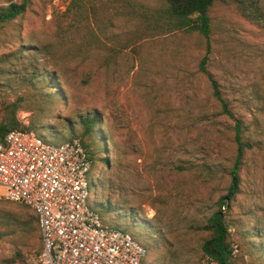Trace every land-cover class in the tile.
I'll return each mask as SVG.
<instances>
[{
    "label": "rangeland",
    "instance_id": "374dc122",
    "mask_svg": "<svg viewBox=\"0 0 264 264\" xmlns=\"http://www.w3.org/2000/svg\"><path fill=\"white\" fill-rule=\"evenodd\" d=\"M85 1L88 6L93 5L95 30L118 66L100 70L103 55L99 51L89 63L81 64L63 55L72 43H61L60 47L55 44L58 16L70 11L65 21H72V0H30L24 14L0 32V82L16 87L17 73L36 61L48 73L55 71L61 80L66 96V104L60 106L61 117L76 122L79 114L92 110L100 113L101 129L113 136L116 149L112 145L109 152L111 167L102 162L94 170L97 201L88 198V206L99 214L105 226L134 234L141 242L146 241L150 227L131 223V210L135 215L138 209L141 211L144 216L139 219L146 217L157 224L170 222L171 233L164 234V239L171 242L170 249L178 253L179 262L185 257L193 261L200 257L204 233L188 228L189 217L196 215L200 218L197 222L203 221V214L211 211L212 203L226 193L228 185V179L222 178L220 172L209 175L202 165H212L214 169L220 164L229 167L235 151L233 121L214 113L219 112V106L211 98L206 74L198 67L205 57V68L218 81L231 111L251 125L253 139L261 141L259 147L245 155L240 193L228 213L264 250V29L216 3L210 13L208 39L197 32L158 34L133 49L117 53L112 49H122L131 26L122 16L113 20L112 27L107 26V21L121 10L122 3ZM131 1L152 8L160 5L159 0ZM81 34L82 30L71 38L81 40ZM8 38V42L2 40ZM20 45L30 49L48 45L50 52L17 60L13 54ZM6 58L8 62L2 63ZM97 67L99 73L84 84L85 70L96 71ZM14 98L8 92V99ZM111 102L122 108L128 126L111 114ZM29 115L23 108L17 112L25 124ZM255 118L259 128L253 131L251 122ZM65 131L71 134L68 127ZM45 135L50 139L47 142L58 144L57 137L48 132ZM178 163L190 168L179 171L175 168ZM20 204L0 198V216L36 215ZM109 204L113 210L108 209ZM182 217L186 219L179 223ZM37 232L38 239H32L29 245L14 243L21 240L20 234L0 239V264L9 260L12 262L8 264H29L40 244Z\"/></svg>",
    "mask_w": 264,
    "mask_h": 264
},
{
    "label": "trees",
    "instance_id": "16d2710c",
    "mask_svg": "<svg viewBox=\"0 0 264 264\" xmlns=\"http://www.w3.org/2000/svg\"><path fill=\"white\" fill-rule=\"evenodd\" d=\"M159 1L160 5L152 8L141 3L134 4L131 0H120V3H122L121 10L115 12L113 17L108 19L107 26L112 27L113 20L122 16L125 23L131 26L130 33L127 32L130 36L121 45L122 49H112V51L119 53L128 48L133 49L146 39L158 34L169 35L182 31L197 32L208 39L210 35V13L216 3H221L234 13L264 29V0ZM29 3L30 0H20L19 2L13 0L0 1V32L20 18ZM72 3L74 4L71 13L72 21H65V15L70 11L60 14L58 16L60 19L56 22V30L54 32L55 44L59 45L58 47L64 42L73 44L71 49L63 51V55L79 60L81 64H87L89 59L99 51L100 55H103V61L99 66L100 70H107L111 65L113 67L118 66L117 61L112 60L115 56L110 57L109 55L108 51L110 48L102 46V40L95 30L94 18L92 17L94 15L93 5L90 4L88 6L85 0H72ZM80 30H82L81 40L80 38L77 40L71 38L72 35L78 34ZM103 35H106V33H103ZM2 40L8 42L11 39ZM24 47L25 45H20L13 54V58L17 60L36 58L35 56L40 53L46 54L50 52L48 45L31 49ZM5 62H8L7 58L2 61V63ZM205 64L206 58L203 57L200 59L198 67L201 72L206 74L210 85L211 98L219 106V112L214 113L225 115L233 121L232 141L235 144V151L229 167L220 164L218 170L214 169V166L205 163L202 167L209 175H216L220 172L222 178L228 179L226 193L220 195L212 203L211 211L203 214L202 218L205 217L203 221L197 222L200 218L196 215L189 217L188 228L204 233L200 243L201 254L196 261H193L194 259L190 257H185L180 263L178 253L171 251V242L164 239V234L171 233L170 228L172 226L170 222L158 221L161 224L152 223V220L146 219V217L142 218L144 215L139 209L136 215L131 210V223L141 222L150 227L146 231L145 242H141L134 234H131L145 249L141 264H200L206 258L215 259L217 264H262L264 260V250L259 249L252 242L249 232L241 230L240 221L232 219L228 213L232 202L240 193V172L245 163V155L248 151L253 150L254 147H259L261 141H255L251 135V125H246L242 118L236 117L231 111L228 98L223 95L218 81L205 68ZM99 67L95 69L96 71L85 70L82 75V82L84 84L89 83L94 74L98 72ZM27 68V70L17 73L15 78L16 87L10 83L4 84L0 82V141L12 130L33 131L41 139L50 141L45 135L48 132L58 138L56 141L58 143L72 138H79L91 161L88 198L91 197L94 201H97L96 194L98 189L94 182L93 173L102 162H104L105 167L109 168L112 166L109 152H111L112 145L116 149V141L113 136L106 134L101 129L102 118L97 110H92L91 113L79 114L76 122L72 119L61 117L60 106L66 104V96L62 92L61 80L58 74L55 71L48 73L36 61L28 63ZM8 92L14 94L15 98L13 100L8 99ZM109 106L111 114L115 118H119L118 120L125 121L122 124L128 126V119L126 120L122 108L112 102ZM20 108L30 112L27 124L17 117V112ZM251 124L254 126L252 128L253 131L259 128L256 118ZM67 127L70 130V135L65 133ZM126 147L130 148L127 144ZM175 168L182 171L188 170L190 167L183 165V163H178ZM20 205L23 209H30L24 204ZM101 205L103 206L104 204L101 203ZM222 207H225L226 210L222 211ZM108 209L113 210L114 207L112 209L109 204ZM154 209L156 208L154 207ZM139 216H142V219H139ZM185 219L186 217H182L179 223H182ZM231 227L234 228L233 231L230 229ZM37 230L39 231L37 217L34 214L27 213L20 216L7 213L0 216V239L5 236L20 234L21 240L14 243L29 245L32 239H38ZM232 244L237 245L236 252H234ZM40 249L41 237L37 252ZM15 254L19 256L20 251L16 249ZM186 254H189V252ZM7 262L10 263L12 261H3V264H8Z\"/></svg>",
    "mask_w": 264,
    "mask_h": 264
},
{
    "label": "built area",
    "instance_id": "2783aa9c",
    "mask_svg": "<svg viewBox=\"0 0 264 264\" xmlns=\"http://www.w3.org/2000/svg\"><path fill=\"white\" fill-rule=\"evenodd\" d=\"M90 168L79 138L55 144L12 130L0 141V198L37 217L41 249L29 264H141L144 247L88 206Z\"/></svg>",
    "mask_w": 264,
    "mask_h": 264
}]
</instances>
